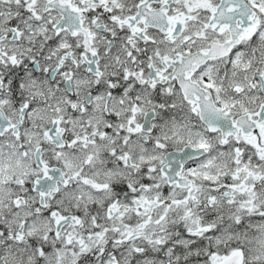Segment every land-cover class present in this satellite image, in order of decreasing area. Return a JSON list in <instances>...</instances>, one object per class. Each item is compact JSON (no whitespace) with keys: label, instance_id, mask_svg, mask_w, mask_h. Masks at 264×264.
Here are the masks:
<instances>
[{"label":"snow or ice","instance_id":"obj_1","mask_svg":"<svg viewBox=\"0 0 264 264\" xmlns=\"http://www.w3.org/2000/svg\"><path fill=\"white\" fill-rule=\"evenodd\" d=\"M0 264H264V0H0Z\"/></svg>","mask_w":264,"mask_h":264}]
</instances>
